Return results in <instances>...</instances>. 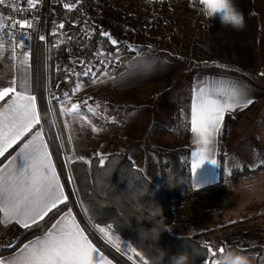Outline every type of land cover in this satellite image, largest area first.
Wrapping results in <instances>:
<instances>
[{
    "label": "rangeland",
    "instance_id": "obj_1",
    "mask_svg": "<svg viewBox=\"0 0 264 264\" xmlns=\"http://www.w3.org/2000/svg\"><path fill=\"white\" fill-rule=\"evenodd\" d=\"M120 1L122 0H105V4L108 7L111 3L115 5ZM194 2V0H174L172 4L166 6L167 8L149 5L146 10L147 6L143 5L142 0L134 1L136 6L137 4L143 6L142 10L148 15L145 17L143 14L137 21L132 19V12L100 16L98 21L100 23L109 18H115L121 22L122 26L119 30L103 29L113 38H117L120 45L125 46V42L134 45L128 41L129 34H133L132 39L136 36L137 44L142 47L141 51L152 50L151 54L166 58V61L171 64L174 61L177 74L175 79L169 77L158 89L156 88L158 85L146 86L154 82L157 72H152L151 75L134 74L130 81L132 89L117 88L114 84L110 85V77H100L94 84L95 89L89 90L88 87L81 86L82 92L79 90L80 93L93 92L91 96L93 101H87L86 107L82 105L83 94L81 99L67 101L64 105L65 108H69L72 104H76L75 111L82 113L80 117L73 120L72 116L61 113L60 105L54 108L55 117L58 118L56 110L60 112L63 125L66 122L65 116L71 117L69 121L67 120V124L71 125L72 132L78 133L73 145L69 142V136L72 138L71 131L69 130L68 136L67 130L65 133L67 146L63 157L67 167L73 169L75 164L84 162L76 157L83 156L85 161H89L94 156H102L105 159L109 154L121 152L128 154L135 166L157 184L159 173L156 152L183 148L188 143L189 131H184L177 136L164 130L162 122L172 119L180 111L185 123L183 129L186 128L189 122L194 73L204 70L229 73L246 78L251 83L255 82L253 79V74H255L261 80L260 84L264 86V75L261 76L260 73L261 71L264 73V0L237 1L243 11L255 55L254 67L244 65L241 66L242 68L237 65L224 67L209 64L216 58V53H221L226 57L235 56L232 50L233 43L228 40L224 52L219 47L221 44L215 39L204 37L202 30L200 34L196 32L200 29V23L194 20L197 14L187 4ZM87 19L89 18L84 20ZM79 20H82L80 16ZM143 20L148 23L143 25L145 22ZM198 35L200 40L195 41L198 47H193L192 40L198 38ZM168 46L172 52L174 51L173 53H176V57L168 53L171 52ZM155 47L156 50L153 49ZM205 49H208L209 54L205 52ZM104 50L108 52L107 47H104ZM121 52L134 51L121 49ZM78 55L81 56L80 53ZM57 59L59 64L60 62L66 63L65 59L58 55L54 58L55 68ZM229 61L233 60L229 58ZM117 68L118 66L115 70ZM58 82L60 81L55 79V85ZM89 108L93 111H88ZM97 121L100 126L98 136L97 131H92L93 126H97ZM105 127H110V129ZM111 127L114 130H111ZM219 141V153L223 156H219L222 158L218 160V166L223 164L226 170L239 166L242 170L243 163H245L248 167L247 177L231 179L223 184L222 181L220 182L221 177L218 172L219 181L215 187L205 190H195L192 187V195L183 198L175 206L176 217L170 231L174 235L181 236L203 234L201 235L203 241L206 244L210 242L211 247L223 246L227 250L233 249L247 255L252 264H264V252L253 250V247L257 245H264V166H257L259 160L264 159V101L235 112L233 120ZM71 147L73 151L69 153ZM66 156L73 157L71 165L66 161ZM71 187L74 191L73 181ZM70 198L72 208L76 210L90 235L108 241L98 227L88 222L76 195L71 193ZM106 229L114 237H118V246L122 254L125 251L124 246L133 249L116 233ZM12 231L11 229L0 230V247L11 244L17 238L18 235L15 236V232Z\"/></svg>",
    "mask_w": 264,
    "mask_h": 264
},
{
    "label": "snow or ice",
    "instance_id": "obj_2",
    "mask_svg": "<svg viewBox=\"0 0 264 264\" xmlns=\"http://www.w3.org/2000/svg\"><path fill=\"white\" fill-rule=\"evenodd\" d=\"M40 2L41 0H25L27 7L21 8L20 0H11V2L0 0V7L16 13L35 9ZM78 3L80 0H76L75 4L65 3L64 8L71 10ZM199 3L209 15L223 13L226 18L239 22L235 15H229L230 10L227 8L226 0H199ZM6 20L11 22L6 23ZM58 27L63 29L64 24L60 23ZM26 28H33V24L28 19L5 17L3 13H0V57H5L7 53V58L15 61L14 66L22 72L21 77L13 76L11 80L0 84V101L4 102V107L0 109V157L4 156L5 152L26 133L30 136V139L26 138V142H23L14 157L5 158L6 164L0 162V223L9 225L14 221L15 224L28 229L43 221L59 205L64 204L69 196L65 194L64 185L53 164L52 153L45 140L43 127H39L33 133L34 127L40 125L41 118L37 110V98L30 92L28 74L30 45L25 43L27 34L23 31ZM17 31L21 33L19 39L16 36ZM89 31H95V29ZM56 32L57 28L53 27L52 35L55 36ZM99 35L106 38L110 45L115 46L114 51H108L105 54L101 46L95 54L99 66L93 70L94 66L90 62L86 64L85 61L80 60V64L84 67L81 72L76 73L78 77H91L93 84L97 83L100 77H110L109 65L119 62L121 58L119 40L113 38L107 31L101 30ZM39 40L45 41V36L40 35ZM17 48L23 50L19 57ZM125 48L136 52L139 59L134 64L141 71H151L155 67L154 57L142 56L138 47L127 42H125ZM46 84L50 85V77ZM81 86L77 82L76 89ZM49 97L48 111L53 110L52 101L55 100L61 106L62 114L72 116L73 120L82 115L81 112L75 111L76 104H72L69 108L64 107L69 99L67 92H64L61 97H56L49 91ZM252 103L247 86L242 83L230 82L224 85L220 82V85L216 87H197L192 97L190 119V131L197 145L196 150L192 152L194 175L206 160L216 164L211 156L217 144V137L221 135L225 114L246 109ZM88 111L93 109L89 108ZM92 131L96 132L98 129L93 126ZM60 138L59 135L55 137V139ZM71 139L69 136V142ZM63 146L62 141L60 147ZM72 159L73 157L66 156L69 165ZM76 159L89 163L83 156ZM100 162L104 163L103 157L100 158ZM257 166H264V159H260ZM196 186H201L199 181ZM64 207L67 208V212L61 215L42 237L25 244L14 255L0 258V264H112L89 240L84 229L72 215V209L66 204ZM87 211L85 209V212ZM97 227L107 237L108 242L120 251L118 237H114L106 228L99 225ZM124 250L135 252V249H129L128 246H124ZM224 252L223 246L213 249L209 242L208 259L204 261V264H216L217 253L222 255Z\"/></svg>",
    "mask_w": 264,
    "mask_h": 264
},
{
    "label": "trees",
    "instance_id": "obj_3",
    "mask_svg": "<svg viewBox=\"0 0 264 264\" xmlns=\"http://www.w3.org/2000/svg\"><path fill=\"white\" fill-rule=\"evenodd\" d=\"M174 0H148L149 5H155L158 8L166 7L172 4ZM67 3L75 4L76 0H67ZM89 0H80L76 7L69 10L64 8L63 3H57L54 9L57 17L63 22L64 30L68 35V43H61L58 36L50 35L47 44L40 43L37 63V84L40 92L47 94V101H41L43 119L45 123H51L48 128H52L53 135L51 143L56 149L63 154L66 153L65 128L63 125L61 114L58 110V118L55 117L54 108L59 104L55 100L52 101V111H48L49 91L56 97H61L64 92L70 93L75 87L76 76L67 75L55 85V62L54 58L58 55L62 56L68 65H72L71 57L74 53H80L83 60L88 62L98 45L103 48L107 47L108 51H114L115 46L110 45L106 38L99 35L103 30L98 24L91 22L88 17ZM147 3V2H146ZM79 16L82 20H79ZM137 21V17L133 18ZM143 25L148 21L143 20ZM154 22L153 20H151ZM87 23V24H85ZM85 26H89L95 31H91L89 36L85 35ZM104 31V30H103ZM131 35V34H129ZM120 49L127 50L125 46L120 45ZM131 53V52H130ZM47 61V62H46ZM47 65V67H46ZM50 77V85L46 81ZM247 109V108H246ZM238 110L226 113L224 125L221 130V139L225 133L227 126L231 123L234 113ZM184 127L182 112L162 122L164 130L174 133L177 136L184 131H189V122ZM174 125V128H172ZM59 135L60 139H55ZM63 141V147H60ZM220 148V141H219ZM190 145L189 142L183 148L175 150H160L156 152L158 159V183H153L146 174L137 168L128 154L116 152L109 154L104 159V163L100 162L102 156H94L88 162H79L74 165L73 169L68 166V172L72 178L74 192L79 199L81 210L88 222L97 227H106L116 233L124 241L128 242L135 252L124 251L122 254L117 251L112 244L99 237H93L95 241L117 262L121 264H171V258L174 255L188 251L193 254V264H204L208 259L207 247L202 236L196 235H174L170 231V227L175 221V206L185 197H189L193 193L191 181V161H190ZM223 156L218 153V160ZM59 158L61 156H58ZM62 161V163H61ZM60 161L61 168L64 169V157ZM239 167H232L226 170L222 165L218 166L220 174V182L223 184L231 179L247 177L248 167L245 163ZM171 175L172 185L170 187L167 182V176ZM132 184V188H128V184ZM143 190L144 194L141 200L150 202L154 201L163 209L164 223L167 230L162 232L159 240H142L138 229L140 227L151 228L152 222L149 220L138 221L135 217L131 220V226H125V220L129 217L133 201L130 194L133 191ZM72 197V196H71ZM65 204L53 210L49 216L43 221L28 229L23 228L17 238L9 245L0 247V256H6L19 249L26 242L42 236L54 223V221L67 209ZM70 207V202L66 203ZM85 209L88 211L85 212ZM213 247V246H212ZM221 247V246H220ZM220 247H213L219 249ZM225 251L227 250L224 248ZM229 250V249H228ZM253 250L264 252V245H257ZM220 254L217 253V256ZM259 264V263H256Z\"/></svg>",
    "mask_w": 264,
    "mask_h": 264
},
{
    "label": "crops",
    "instance_id": "obj_4",
    "mask_svg": "<svg viewBox=\"0 0 264 264\" xmlns=\"http://www.w3.org/2000/svg\"><path fill=\"white\" fill-rule=\"evenodd\" d=\"M134 1H139V0H122V1H120V3L115 4V5H113V3H111V5L107 7V5L105 4V0H103V9H102L101 15L102 16H104L105 14L106 15H108V14L112 15V13L118 14V12H121V14L122 13L124 14V12L126 14H128V13L132 12L131 14H133V16H136L137 19L139 17L141 18L143 16V14L146 13L145 11L142 10L144 7L143 6L141 7L140 4H137V6H136V3H134ZM194 1L195 2L193 4H189V3H187V4L190 5V7H192L191 9L197 14L196 19H194V20H196L198 23H200L199 24L200 29H197L196 32L198 34H200V30H202L204 37L215 39L218 43L221 44V46H219V47L224 52L226 49V42L228 40H231L233 43L232 50H233L235 56L232 55L231 57H229V56L226 57L225 55H223L221 53H216V58L212 62H210L209 64H214L217 66H224V67H227L229 65H237L239 68H242L241 66H244V65H253L252 67H254L255 55H254V50L252 48L253 43L251 41V37L249 36V31L246 28L245 21L243 24V28H241V29H236V28H233V27L227 26V25H221L220 19L218 16H213V15L207 14L203 10V6L200 5L199 0H194ZM237 1H239V0H234V5H235L236 9L240 13H242V15H243V11H242V9H241V7ZM142 2H143L144 6L145 5L147 6L146 7V10H147L149 7L148 0H142ZM193 5H195V6H193ZM153 6H155V5L153 4ZM162 8L164 9L167 7L163 6ZM147 16L148 15L145 14V17H147ZM243 18H244V16H243ZM168 21L170 22V18ZM43 35L46 38L45 32H43ZM132 35L133 34H131L128 38L129 43H134V45L141 50L142 47L137 44L136 36H134L132 39ZM198 40H200L199 35H198V38H194L192 40V46L193 47H196V46L198 47L197 43L195 42ZM43 42L45 43V41H43ZM162 46H164V45H162ZM153 49L156 50V47ZM173 52L171 49V52H168V53H170L172 55V57H176L175 56L176 53H173ZM205 52L209 54L208 49H205ZM151 53H153L152 50H147L146 52H143V50L141 51L142 56L155 58V60H156L155 67L151 71H141L134 64V62L139 59L136 52H131V53L121 52L120 61L117 62L118 68L115 71L110 72V83H111L110 85L114 84L115 87H117V88L123 87V88H131L132 89L133 86L130 84V81H131L132 77H134V74H136V73H141V74H146V75L150 74L151 75L152 72H157L158 74L154 76V78H155L154 82L146 84L147 87H149V86L155 87L158 85L156 87L157 89L159 88V86L161 84L165 83L169 79V77H172L173 79H175L176 74H177V70H176L174 61L171 59L173 61L171 64V62L166 61L167 60L166 58L163 59V58L157 57ZM229 58H231L233 61H229ZM56 62L57 63H56V68H55L56 69L55 79L60 81L61 79H63L65 77V68L67 65H66V63L63 64V62H60V64H59L58 59L56 60ZM15 63H16L15 61H11L9 58H7V53H5V57H0V84H3L5 81L11 80L13 78V76H16V77L22 76V72L18 71L17 68L14 66ZM29 65H30V67L28 70V74H29V82H30V92L32 95L36 96V98H37L36 99L37 110L39 111L40 118H41L40 119V125L34 127L33 133L39 127H41V126L43 127L45 140L49 144V151L52 153L53 164L56 167L57 174L60 176L61 183L64 185L65 194L69 196V199L67 201H65L64 204H66L67 202L70 201L71 206L69 208L72 209V215L75 217V219L79 223L80 227L84 229L85 234L88 236L89 240L93 243V245L95 247H97L101 252H103L105 257L108 260H110L112 262V264H121V263L117 262L112 256H110L95 241V239L90 235L89 231L87 230L85 224L82 222V220H81L80 216L78 215V213L76 212V210L74 208H72V203L70 200L72 197L70 198V194L71 193L75 194V192L73 191V188L71 187V185H72L71 179L72 178L68 172V167L66 165H64L65 168L62 169L61 165L59 164L61 161V157L59 158L58 156H64L63 153L58 151L56 149V146H54V144L51 143V141H52L51 136L53 135V133H52V128H48V127L51 126L52 124L50 122L48 124L45 123V121L43 119L41 101H43V102L47 101L48 95L45 94L43 91L40 92V90L38 88V84H37V80H36L37 74H35V70L33 68V63H32L31 57L29 60ZM258 71H259V68H258ZM97 76L99 77V73H97ZM253 76H254L253 79L255 82L251 83L246 78H243V77H240L237 75H232L229 73H221V72H217V71H206V70L198 71V72L194 73V75H193L192 97H193L194 91L197 89L198 86L199 87H204V86L216 87V86L220 85V82H223L224 85H228L230 82H237V83H242V84L247 86L249 98H251L253 100V103L247 107V108H249V107L253 106L254 104H257L259 102L264 101V86L262 84H260L261 80H259V78H257V76L255 74H253ZM77 82H79L82 86L88 87L89 90L95 89L94 87L96 85H94L92 83L91 77H83V76L78 77V76H76L75 87H74L75 90L74 89L73 90L78 93V96L76 98L81 99L82 94L84 95V97H83L84 101H82L83 102L82 105H83V107H86L88 104L87 101H90L91 96H93L92 95L93 92L91 91L90 93H88L89 92L88 91L87 93H80L79 90L81 91V87L79 89H76ZM101 89H103V88H101ZM88 94H90V95H88ZM192 97H191V103H192ZM76 98L68 99V101L75 100ZM91 101H93V100H91ZM3 107H4V102L0 101V109H2ZM65 118H66V122H65L66 126L64 124V128H65V133H67L66 130L68 131V133H67V136H68L71 125L69 123L67 124V120L69 121L71 119V117L65 116ZM190 119H191V106H190V111H189V137H188V142H189L190 151H191V153H190L191 181H192V186L195 190H197V189L198 190H201V189L205 190V189H209L210 187H213V186L215 187V184H218V181H219V174L217 171L218 170V153H219V136L217 137V144L215 145V150L211 156V159H214L216 161V164L212 163L211 160H206L196 170V173L194 175L192 172V163H193L192 152L194 150H196L197 145L194 143L195 138H194L193 133L190 131ZM96 125H97L96 128L99 129V127H100L99 121H97ZM66 127H67V129H66ZM105 128L110 129V127H105ZM111 130H114L113 127H111ZM71 133H72V138H73L71 141V145H73V143L77 139L78 133H74L72 131H71ZM97 136H98V131H97ZM26 138L30 139V136L27 133L25 134V136L21 137V140H18L16 142V144H13L12 147L9 148L7 150V152H5L4 156L0 157V162H3L6 164L7 163V160L5 159L6 157L9 159L11 157H14L16 155V153L20 150V147H22L23 142H26ZM69 147L70 146H68V148ZM71 148H70L69 153H71L73 151V148L72 149ZM61 163H62V161H61ZM69 178H70V184L71 185L69 184ZM198 181L200 182V185H201L199 187L196 186ZM61 205H63V204H61ZM61 205H59V206H61ZM65 212H67V209L61 215H63ZM60 216L57 219H59ZM56 220L54 221V223L56 222ZM7 229L13 230L12 232H15V236H17V235H19V233L21 232L23 227L15 224L14 221L9 225H4V224L0 223V230L1 231H5ZM42 236H40V237H42ZM37 238H34L30 241H35ZM30 241L26 242L25 244L29 243ZM25 244H23L19 249L23 248V246ZM19 249H17L15 252H13L9 255L0 256V258H8V257L14 255L16 252H18Z\"/></svg>",
    "mask_w": 264,
    "mask_h": 264
},
{
    "label": "built area",
    "instance_id": "obj_5",
    "mask_svg": "<svg viewBox=\"0 0 264 264\" xmlns=\"http://www.w3.org/2000/svg\"><path fill=\"white\" fill-rule=\"evenodd\" d=\"M11 2V0H9ZM67 3V0H41V2L37 5L35 9H30L28 11H21L13 13L10 9L0 7V13H3L5 17L14 16L16 19H28L32 24V29H24L23 31L27 34L25 36V43L30 45V57L32 58L33 68L35 70V74H37V63H38V53H39V46L40 43L43 41L39 40V36L43 35V32L46 34L45 43H46V56H47V41L50 35H52L53 27L57 28L56 36L59 37V41L61 43H68V35L67 32L63 29H59V24L63 23L58 17L57 13L54 9L55 4L57 3ZM20 7L26 8L25 0H20ZM103 9V0H89L88 3V18L92 20L93 23L98 24L102 29H106L108 31L113 30H119L122 26L121 22L118 19L115 18H109L108 20L102 21L101 23L98 22L99 18L101 16V12ZM156 18H159V16H156ZM6 23H10V20H6ZM85 35L89 36L91 33L89 30L91 29L89 26H85ZM21 33L20 31L16 32L17 39H19ZM28 37H31L30 39ZM102 45H98L96 48L92 58L85 62L91 63L95 67L98 65V59L96 58L95 54L99 48H101ZM103 47V46H102ZM104 50V48H103ZM22 49L17 48L18 57L20 52H22ZM105 54H107V51H105ZM80 60H83L81 56L78 55V53H74L71 57L72 65H68L66 63L65 68V76L67 75H73L77 76L76 73H79L83 70V65L80 64ZM84 61V60H83ZM116 62H113L109 65L108 71L113 72L116 67ZM263 73L262 71L260 72ZM263 76V75H261ZM78 96V93L76 91H72L68 93L69 99H74Z\"/></svg>",
    "mask_w": 264,
    "mask_h": 264
},
{
    "label": "clouds",
    "instance_id": "obj_6",
    "mask_svg": "<svg viewBox=\"0 0 264 264\" xmlns=\"http://www.w3.org/2000/svg\"><path fill=\"white\" fill-rule=\"evenodd\" d=\"M227 8L230 10L229 15H235L239 22L226 18L223 13H214L213 16H218L221 25L231 26L236 29L243 28V15L240 13L235 5L234 0H226ZM172 176L168 175L166 182L170 187L172 185ZM128 188H132V184H128ZM144 194L143 190L133 191L130 194L133 201L130 215L125 220V226H131V220L135 217L138 221L149 220L152 222L151 228L140 227L138 229L142 240L157 241L160 238L162 232L167 230V226L164 223V215L162 207L154 201L146 202L140 199ZM154 264V262H153ZM171 264H193V254L185 251L174 255L171 258ZM216 264H252L251 259L236 250H226L222 255L216 257Z\"/></svg>",
    "mask_w": 264,
    "mask_h": 264
}]
</instances>
